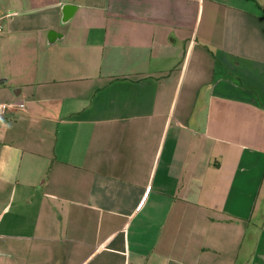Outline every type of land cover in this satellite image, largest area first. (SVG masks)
Instances as JSON below:
<instances>
[{
	"label": "crops",
	"instance_id": "1",
	"mask_svg": "<svg viewBox=\"0 0 264 264\" xmlns=\"http://www.w3.org/2000/svg\"><path fill=\"white\" fill-rule=\"evenodd\" d=\"M0 21V264H264V0Z\"/></svg>",
	"mask_w": 264,
	"mask_h": 264
},
{
	"label": "built area",
	"instance_id": "2",
	"mask_svg": "<svg viewBox=\"0 0 264 264\" xmlns=\"http://www.w3.org/2000/svg\"><path fill=\"white\" fill-rule=\"evenodd\" d=\"M3 32V25L0 21V34ZM24 103L23 102H5V103H0V116L6 115V113L13 109V108H24Z\"/></svg>",
	"mask_w": 264,
	"mask_h": 264
}]
</instances>
